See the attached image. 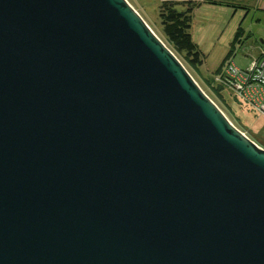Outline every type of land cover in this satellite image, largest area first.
<instances>
[{
    "label": "water",
    "instance_id": "water-1",
    "mask_svg": "<svg viewBox=\"0 0 264 264\" xmlns=\"http://www.w3.org/2000/svg\"><path fill=\"white\" fill-rule=\"evenodd\" d=\"M0 264H264V146L128 0H0Z\"/></svg>",
    "mask_w": 264,
    "mask_h": 264
},
{
    "label": "rangeland",
    "instance_id": "rangeland-1",
    "mask_svg": "<svg viewBox=\"0 0 264 264\" xmlns=\"http://www.w3.org/2000/svg\"><path fill=\"white\" fill-rule=\"evenodd\" d=\"M128 1L144 17L154 31L161 36L163 28L159 11L160 0ZM216 8L221 9L224 7L217 6ZM230 11L233 10L221 9L213 11L202 8V10L194 12L191 34L203 53L202 63L193 65L186 60L185 56H180L179 59L230 121L248 137L258 142L254 136L263 137L264 117L254 112L250 106L241 102L230 89L224 90L221 98H219L220 96L218 97V93L214 89V87H218L213 80L214 72L221 66V70H224L229 59L234 60L235 65L242 69L252 65L257 57L255 53V47L258 43L256 36L264 35V22H259L253 15H249L246 18L247 24L244 23L242 25L248 27V31L241 40L234 41L236 32L241 28L239 20L242 16L240 15L242 11H240L239 15H236V18L233 17V13H229ZM250 20H253L251 25ZM250 30L252 31L251 35ZM249 36L251 37L249 38Z\"/></svg>",
    "mask_w": 264,
    "mask_h": 264
},
{
    "label": "trees",
    "instance_id": "trees-1",
    "mask_svg": "<svg viewBox=\"0 0 264 264\" xmlns=\"http://www.w3.org/2000/svg\"><path fill=\"white\" fill-rule=\"evenodd\" d=\"M198 5L199 3L194 1L177 2L166 0L160 3L159 8L163 28L160 37L178 57L185 56L186 60L193 65L201 64L203 55L191 34L194 9ZM181 6H186V8L182 10ZM241 30L242 29L240 28L237 32L235 41L239 40V36L242 34ZM221 67L214 72V75L221 71ZM210 82L212 81L210 80ZM218 87H214V89L217 91L218 97L220 96L219 98H221L223 97L224 88ZM262 134L263 137H254L255 140L258 141L257 143H261V145L264 146V130L262 131Z\"/></svg>",
    "mask_w": 264,
    "mask_h": 264
},
{
    "label": "built area",
    "instance_id": "built-area-1",
    "mask_svg": "<svg viewBox=\"0 0 264 264\" xmlns=\"http://www.w3.org/2000/svg\"><path fill=\"white\" fill-rule=\"evenodd\" d=\"M213 80L224 90L230 89L241 102L264 117V50L246 69L229 59L224 70L216 73Z\"/></svg>",
    "mask_w": 264,
    "mask_h": 264
},
{
    "label": "crops",
    "instance_id": "crops-1",
    "mask_svg": "<svg viewBox=\"0 0 264 264\" xmlns=\"http://www.w3.org/2000/svg\"><path fill=\"white\" fill-rule=\"evenodd\" d=\"M166 1V0H160V2ZM177 2H187V1H194L196 3H199V5L194 9V12H197V10H202V8H207L208 10L218 11L221 9H229L233 10L229 13H233V17L236 18V15H239L240 11L242 15L239 20V25L242 28V34L239 36V40L242 39V37L246 34L248 31V27L242 26L244 23L247 24L248 21H246V18L249 15H253L254 18H257L259 22H264V0H172ZM224 7L221 9H217L216 7ZM186 6L182 7L181 9L184 10ZM243 17V18H242ZM253 23V20H250V25ZM245 24V25H246ZM236 25V24H235ZM239 31V30H238ZM250 35L252 34V31L250 30ZM261 33V32H260ZM237 32L234 36V41L236 39ZM251 36H249L250 38ZM257 37V45H256V51L255 53L257 56L264 50V35L256 36Z\"/></svg>",
    "mask_w": 264,
    "mask_h": 264
}]
</instances>
